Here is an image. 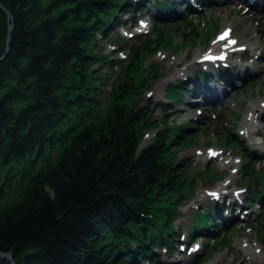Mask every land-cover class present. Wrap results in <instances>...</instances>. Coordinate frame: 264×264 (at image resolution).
<instances>
[{"label":"trees","instance_id":"16d2710c","mask_svg":"<svg viewBox=\"0 0 264 264\" xmlns=\"http://www.w3.org/2000/svg\"><path fill=\"white\" fill-rule=\"evenodd\" d=\"M122 1L0 0L11 16L0 8V56L11 25L0 61V253L13 264H150L151 247L170 251L177 237L185 182L167 140L140 146L150 111L121 103L136 90L127 81L96 101L116 63L96 40L118 27L116 12L146 4ZM170 88L176 99L184 91ZM259 181L246 203L264 197ZM207 218L198 212L190 232Z\"/></svg>","mask_w":264,"mask_h":264},{"label":"rangeland","instance_id":"374dc122","mask_svg":"<svg viewBox=\"0 0 264 264\" xmlns=\"http://www.w3.org/2000/svg\"><path fill=\"white\" fill-rule=\"evenodd\" d=\"M148 1L151 5V0ZM237 8L232 3L209 5L194 13L185 11L178 18L169 17L171 9L163 20H152L149 15L145 18L143 13L137 14L135 18L140 15L137 19L142 22L147 20L149 26L145 34L136 37L132 36L134 30H138L139 21L131 25L126 19L129 17L116 12L114 17L121 23L120 26L106 29L105 38L96 40L101 56L132 68L122 73L115 63L109 69H101L105 86L100 89L96 101L101 104L104 97L116 95L117 86L127 81L136 90L132 91L134 95H128L121 103L147 106L150 111L148 123L151 129L144 134L142 144L167 140L165 143L172 148V157L167 162L172 163L175 172L185 182L183 200L173 208L176 217H179L172 223V230L179 234L174 241H181L183 235L193 228L192 219L203 208L202 198L208 197L206 192L223 183L227 192L234 190L242 193L238 194V199L243 200L245 207L242 203L238 205L232 222L219 227L214 234L197 233L187 237L188 247H185V251L199 245L194 256L185 259L179 253L178 245L173 244L171 256H166L159 249L155 253L158 261L151 264H169L182 257L184 261L173 264H264V206L258 205L256 199L246 204L250 195L255 196L261 182L259 180L264 182V153L248 156L244 151L246 144L254 143L264 152V122H260L262 111L259 113L254 109L255 113H251L247 120L245 116L251 107H257V103L264 100V10L259 13L251 11L252 16L245 7ZM255 17L258 21H255ZM244 20L251 30L242 33L240 25L235 26V30L240 31L241 42L249 44L245 54L249 52L255 55L250 48L262 51V55L256 60L245 55L241 60L248 64L252 62L251 66L257 69L259 75L246 77L251 78H245L244 83L238 81L237 88L227 87L228 91L222 95L220 102L210 106L199 96L189 93L193 89V79H197L193 76V72L198 70V66H195L189 71L188 82L182 83L183 94L176 99L177 95L170 88L175 86L170 84L179 81L185 63L192 59L193 54L198 55L208 47L213 36L225 24L235 25ZM133 50L137 51V55L129 60ZM185 100L187 104H184ZM206 149L217 151L216 158L209 160ZM220 219L218 217V222Z\"/></svg>","mask_w":264,"mask_h":264},{"label":"bare ground","instance_id":"6f19581e","mask_svg":"<svg viewBox=\"0 0 264 264\" xmlns=\"http://www.w3.org/2000/svg\"><path fill=\"white\" fill-rule=\"evenodd\" d=\"M187 3H188V0H182L180 5L187 6ZM234 4L237 5L238 8L246 7L244 4V0H236V2ZM254 4L263 7V10H264V4H260V2H254ZM190 5L193 6L194 3H191ZM238 8H237V10H238ZM246 9L248 10V14L252 15V16L254 15L252 12L255 13V11H256L255 9H248L247 7H246ZM189 12L194 13L195 11L194 12L189 11ZM190 13H187V14H190ZM256 13H259V12L256 11ZM182 14H180V15H182ZM176 15H177V12L175 11V12H171L170 16L174 17V18H178L179 16H176ZM254 19H255V21H258V20H256V17ZM154 20H157V19H154ZM246 23H247V21L245 22V20H244L241 22L239 21L235 25L225 24V26H223V29L228 31L227 39H230L231 41H235V44H233L232 47L231 46L229 47L226 42H224V44H222L223 45L222 47L228 46L229 52L231 53L230 59H229V68L227 70L222 69L221 63H219V62L209 64V65L200 63L197 60L198 55L196 53L193 54L192 59H190L188 62L185 63L186 65L181 70L182 73L179 77V81H181L182 83L184 82V84H185L188 82V80L190 78V76H189L190 72L189 71L193 67L198 66V68H202V67L206 66V68H207L206 71L200 72L198 74V78H199V81H201L204 84V88L199 92V97L207 105L213 106L214 104L219 103L218 101H220V98L222 97V95L228 91V90H226V88L232 84H237L238 81H241L240 80L241 77L244 78V80L241 81L242 83H244L246 81V79L250 80V78H246L249 75H254V76H252V78H255V77H257V75H259V72L257 71V69L254 68L253 66H251L252 64H248V63L244 64L242 62L241 58H243L245 55H247V56H249V59H253V58L258 59L262 55V51L258 52L255 49L248 48L249 50H251L252 52L255 53V55H253V54L250 55L249 52H247L246 54L245 53L237 54L232 49V48H235V47L243 44V42H241V40H240L241 33H240V31L238 32L235 30V26L240 25V27L242 28L241 29L242 33H245V30H247V29L251 30V26H247ZM199 53L200 52H198V54ZM236 56H239V58H236ZM234 69H236L235 72H233ZM237 72H239V74H237ZM219 77L225 78L226 82L219 83ZM208 93H209V95H208ZM211 94H213V95H211ZM208 96L211 98H209ZM147 101H149V98L147 99ZM211 103H212V105H211ZM184 104H187V100L184 101ZM257 105H258L257 107H251L249 109V111L246 112V114H245L246 120L249 117H251V113L252 114L255 113L254 109L257 110L256 112L261 113V111H262V114H264V100H260L257 103ZM254 134H255V132H254ZM245 139H246V137H245ZM245 150L249 154L258 153L261 155L264 153L263 150L256 147L254 145V143L246 144V149L244 148V151ZM209 160H211V159H209ZM224 191H226L225 188H224ZM239 194L241 195L242 193H239ZM218 195L219 196L221 195L220 200L217 201L218 204H220L221 206H224V210L221 212L223 215L221 216V214H220L221 219L219 222H218L217 217H213L214 223L212 224L211 229L209 231L210 234H214V232L219 230V227L222 228V226L227 225L228 223L232 222L234 220L235 216H234V213L230 212V211L234 210L235 207H237V209H238V205L240 203H242L244 205L243 200L241 201L238 199L239 198L238 194L236 195L234 193H229L226 191V193H218ZM202 199H204V204H201V205L203 207H205L206 210L210 214H212V212H214L216 210L217 204L214 201H212L211 198H209V197L203 196ZM199 206H200V203H199ZM262 206H264V205H262ZM246 215L249 216V212H247ZM188 216H190V212L188 213ZM189 233H191V235H195L194 231H191V232L188 231V233L185 234V238L188 236ZM192 256H194V254ZM183 257L185 259L191 258V256L185 257L184 255H183ZM183 257L180 259L176 258V261H174V262L184 261ZM156 261H158V259L153 258L151 263L156 262ZM174 262L169 263V264H173ZM140 264H146V263L141 262Z\"/></svg>","mask_w":264,"mask_h":264},{"label":"water","instance_id":"95a60500","mask_svg":"<svg viewBox=\"0 0 264 264\" xmlns=\"http://www.w3.org/2000/svg\"><path fill=\"white\" fill-rule=\"evenodd\" d=\"M1 8V7H0ZM6 16V20L9 21L11 20V16L10 14L3 8H1ZM11 30V25L8 24L7 25V31H6V42H5V49H4V53L0 56V61H2V59L4 58L6 52H7V47H8V44H9V32ZM260 121L261 122H264V115L261 116L260 118ZM0 264H13L12 260H11V257H10V254L6 253V254H3V253H0Z\"/></svg>","mask_w":264,"mask_h":264},{"label":"snow or ice","instance_id":"6c2138e0","mask_svg":"<svg viewBox=\"0 0 264 264\" xmlns=\"http://www.w3.org/2000/svg\"><path fill=\"white\" fill-rule=\"evenodd\" d=\"M227 36H228V33L224 32L220 37H218V39L224 40L227 38ZM229 43H235V41H229ZM206 58H209V57H206Z\"/></svg>","mask_w":264,"mask_h":264}]
</instances>
